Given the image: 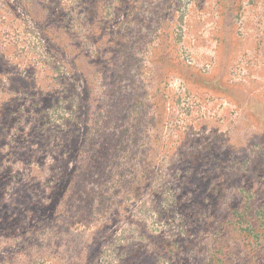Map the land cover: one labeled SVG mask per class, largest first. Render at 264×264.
I'll return each instance as SVG.
<instances>
[{"label":"rangeland","instance_id":"1","mask_svg":"<svg viewBox=\"0 0 264 264\" xmlns=\"http://www.w3.org/2000/svg\"><path fill=\"white\" fill-rule=\"evenodd\" d=\"M0 264H264V0H0Z\"/></svg>","mask_w":264,"mask_h":264}]
</instances>
